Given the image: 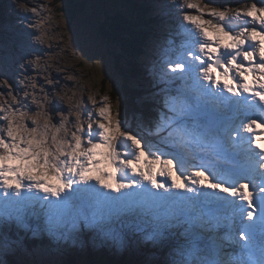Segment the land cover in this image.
Listing matches in <instances>:
<instances>
[{"label": "snow or ice", "instance_id": "obj_1", "mask_svg": "<svg viewBox=\"0 0 264 264\" xmlns=\"http://www.w3.org/2000/svg\"><path fill=\"white\" fill-rule=\"evenodd\" d=\"M163 7L184 40L159 72L155 60L143 64L166 84L144 113L151 141L125 126L119 97L115 106L92 98V113L66 109L0 60V264H20L15 257L37 244L60 256L166 257L134 264H264V0ZM77 26L85 54L104 44L97 18Z\"/></svg>", "mask_w": 264, "mask_h": 264}, {"label": "rangeland", "instance_id": "obj_2", "mask_svg": "<svg viewBox=\"0 0 264 264\" xmlns=\"http://www.w3.org/2000/svg\"><path fill=\"white\" fill-rule=\"evenodd\" d=\"M152 1L163 11H166L163 6L171 2V0ZM209 2L217 6L230 4L235 8L245 3L250 4L253 0H209ZM71 4L80 13L75 15V21L72 23L70 16L65 10L62 11L65 3L59 0H0V60L15 62V66L19 69L15 76L17 82L23 80L25 75L30 80L39 81L45 90H52L50 95L66 109L79 104L82 110L92 113L96 111L91 102L92 98L99 103L107 95L115 106L119 97L121 116L125 120L126 113L121 99L124 97L126 99L124 90L126 84H123L120 74L110 71V68L114 69L110 45L104 41L99 49H93L85 54L82 51L84 43L79 38L77 26V21L83 16H93L101 20L104 15L114 10L127 15L125 2L123 0H75ZM31 7H36L37 12L31 13ZM170 26L172 27V24ZM27 33L46 34L45 42L40 44L36 41L35 35L29 37ZM178 36L177 39H169L177 43L175 48L173 45L169 46L170 42L166 47L160 41L153 40L151 54L156 56L160 69L165 61L174 60L179 54L184 37L179 31ZM99 52H102L103 56L98 54ZM38 55L41 58L39 67L33 66L30 70H25V65L30 64ZM22 56L23 60L20 59ZM105 62L110 68L105 66ZM149 67L152 68V65L149 64ZM110 74L112 79L109 78ZM49 80H53V83L49 84ZM113 80L116 81L115 86H113ZM26 90L29 93L33 91L31 87ZM36 92L37 98L40 99L43 93L39 88ZM68 97L71 99L69 100ZM2 102L3 97H0V103ZM32 107L36 108L37 105L33 104ZM125 122L126 127L144 135L146 139L150 137L152 130L144 123H136L134 127H131L129 121L125 120ZM51 254L63 259V256L56 254L55 251ZM165 258L159 251H152L145 256V260L154 262Z\"/></svg>", "mask_w": 264, "mask_h": 264}, {"label": "trees", "instance_id": "obj_3", "mask_svg": "<svg viewBox=\"0 0 264 264\" xmlns=\"http://www.w3.org/2000/svg\"><path fill=\"white\" fill-rule=\"evenodd\" d=\"M65 3L62 11L70 16L71 23L75 20V15L80 13L72 6L75 0H59ZM127 15H123L117 10L104 15L101 20L103 25L104 41L110 45L111 56L114 68L119 67L123 84H126V99L121 100L123 110L126 113L125 120L129 121L131 127L136 123L147 122L144 120L146 110L155 111V97L160 93V88L166 86L158 78L146 72L143 68L145 59L155 60V71L160 69L156 56L151 54L153 40L160 41L168 47V42L172 47L176 46L178 31L171 27V20L167 9L163 11L152 0H123ZM158 45V43H156ZM167 50V49H166ZM150 68V67H149ZM152 78V79H151ZM149 81V82H148ZM151 81V82H150ZM154 84V85H153ZM157 90V91H156ZM122 93V92H121ZM125 93L123 95H125ZM130 126V125H129ZM151 141V139L149 140ZM54 248L47 246H36L22 251L15 259L20 264H49L57 260H82L86 259L92 264H110L112 261H118L119 264H134L139 260H145L144 254L153 249H146L129 254L127 256H113L110 253H93L88 256H63L62 258L52 256ZM135 258V259H134ZM126 259V260H125ZM130 262V263H129Z\"/></svg>", "mask_w": 264, "mask_h": 264}, {"label": "bare ground", "instance_id": "obj_4", "mask_svg": "<svg viewBox=\"0 0 264 264\" xmlns=\"http://www.w3.org/2000/svg\"><path fill=\"white\" fill-rule=\"evenodd\" d=\"M167 47V46H166ZM165 50H166V48H165ZM174 54V53H173ZM152 79V78H151ZM248 79H249V81H251V79H252V77L249 75V77H248ZM149 82V81H148ZM154 85V84H153ZM157 91V90H156ZM101 254V253H100ZM132 255V254H131ZM135 259V258H134ZM126 260V259H125ZM118 262V261H117ZM130 263V262H129Z\"/></svg>", "mask_w": 264, "mask_h": 264}]
</instances>
